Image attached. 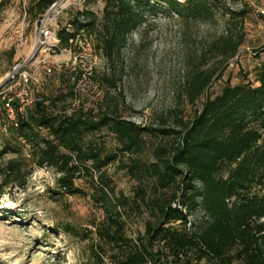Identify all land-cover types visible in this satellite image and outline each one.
<instances>
[{
  "label": "rangeland",
  "instance_id": "1",
  "mask_svg": "<svg viewBox=\"0 0 264 264\" xmlns=\"http://www.w3.org/2000/svg\"><path fill=\"white\" fill-rule=\"evenodd\" d=\"M54 4L39 16L32 0H0V98H12L27 108L47 100L55 114L81 113L98 119L108 113L140 126L145 143L140 152L128 154L121 151L109 129L88 133L87 143L104 156L116 158L101 172L83 173L76 181L81 192L76 195L59 189L60 174L55 169L31 164L25 187L10 186L0 196V264H95L94 254L104 248L97 231L107 215L94 186L109 185L114 190L111 211L120 215L126 236L136 240L145 233L147 222L155 219L151 204L155 179L132 167L137 160L154 163L155 150L172 144L174 139L159 130H179L201 111L205 96L216 95L226 85L250 82L259 86L256 77L264 61V19L245 0H226L215 7L213 16L198 21L170 15L161 5L145 15L147 21L111 60L97 47L98 32L80 34L68 50L59 51L55 39L60 29L74 31L70 23L80 12H92L100 22L104 0H55ZM240 4L248 14L232 19L231 6L239 8ZM45 23L53 39L41 36ZM230 32L244 34L245 40L238 56L221 65V57L209 50ZM217 67L218 75L207 94L192 103L188 89L195 74ZM24 72L30 79L27 86L20 81ZM8 116L0 105V153L11 138ZM23 154H28V148ZM14 156L0 157V166ZM229 170L223 167L222 176ZM172 193L161 192L159 197ZM189 221L201 223L204 214L189 215ZM107 250L105 264H113Z\"/></svg>",
  "mask_w": 264,
  "mask_h": 264
},
{
  "label": "trees",
  "instance_id": "2",
  "mask_svg": "<svg viewBox=\"0 0 264 264\" xmlns=\"http://www.w3.org/2000/svg\"><path fill=\"white\" fill-rule=\"evenodd\" d=\"M37 15L44 16L55 0H32ZM104 16L99 22L92 12L77 14L70 25L74 31L57 33L59 51L68 50L80 34L93 36L97 47L108 58L120 51L128 37L147 21L161 5L167 12L186 21L207 19L218 4L226 0H104ZM162 10V9H161ZM232 19L244 18L248 11L229 10ZM244 34L223 35L209 50L221 57V65L238 56ZM205 59V56H204ZM219 68L199 72L190 82V101L207 94ZM254 86L250 82L226 85L216 95L205 96L202 109L179 130H159L172 144L158 147L155 162L132 167L155 179L151 200L154 220L147 222L145 233L136 240L125 234L124 223L115 208L109 186H94L106 211V220L97 234L102 253L94 254L95 264H105L108 250L113 264H264V61L257 70ZM47 100H38L20 111L12 102L16 124L7 131L10 141L0 157L15 155L0 166V196L6 188H24L32 170L49 166L60 177L58 187L68 195L81 193L76 181L92 169L101 172L116 156H104L86 135L109 129L123 153L140 152L145 143L143 129L121 118L103 115L89 118L83 114H55ZM6 102L0 105L6 112ZM46 132V134H43ZM24 148H28L25 156ZM88 163H92L88 166ZM228 175L222 176L223 167ZM102 175H100L101 177ZM103 177L99 185L103 184ZM173 191L159 197L161 192ZM198 211L205 221L192 223L189 215ZM190 225V228L188 226Z\"/></svg>",
  "mask_w": 264,
  "mask_h": 264
},
{
  "label": "built area",
  "instance_id": "3",
  "mask_svg": "<svg viewBox=\"0 0 264 264\" xmlns=\"http://www.w3.org/2000/svg\"><path fill=\"white\" fill-rule=\"evenodd\" d=\"M56 4H54L53 6L55 7ZM230 6V5H229ZM239 8H234L231 6V10H240V9H243V5L240 4L238 5ZM41 36H44L45 40H48V39H53V33L52 31L48 28V23H45V24H42L41 26ZM50 37V38H49ZM56 39V43L59 44V40L57 37H55ZM49 72H51V70H49ZM22 77L20 78V81L23 83V86H27L30 82V79H29V75L27 72H24L23 74H21ZM3 101L6 102L5 104V108H6V112L8 113V117L11 118V124H16V115H15V112H14V109H13V106H12V102L14 101L12 98H7V97H4L3 98ZM25 108H26V105H23L21 106L20 108V111L21 112H24L25 111Z\"/></svg>",
  "mask_w": 264,
  "mask_h": 264
},
{
  "label": "crops",
  "instance_id": "4",
  "mask_svg": "<svg viewBox=\"0 0 264 264\" xmlns=\"http://www.w3.org/2000/svg\"><path fill=\"white\" fill-rule=\"evenodd\" d=\"M247 4H252L257 9V13L264 19V0H245Z\"/></svg>",
  "mask_w": 264,
  "mask_h": 264
}]
</instances>
